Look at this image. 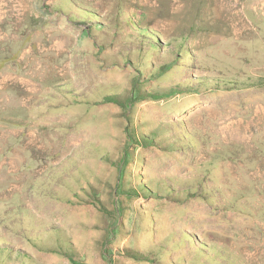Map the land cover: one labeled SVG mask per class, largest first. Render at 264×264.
Returning <instances> with one entry per match:
<instances>
[{
    "label": "rangeland",
    "instance_id": "rangeland-1",
    "mask_svg": "<svg viewBox=\"0 0 264 264\" xmlns=\"http://www.w3.org/2000/svg\"><path fill=\"white\" fill-rule=\"evenodd\" d=\"M72 260L264 264V0H0V264Z\"/></svg>",
    "mask_w": 264,
    "mask_h": 264
},
{
    "label": "trees",
    "instance_id": "trees-1",
    "mask_svg": "<svg viewBox=\"0 0 264 264\" xmlns=\"http://www.w3.org/2000/svg\"><path fill=\"white\" fill-rule=\"evenodd\" d=\"M87 31V30H86ZM153 47V46H152ZM150 49H148V52H146V50H145V52H144V54L140 57V61H139V64H140V67H141V69H140V74L142 75L143 74V72L142 71H144V70H142V68H144L145 70L146 69H149L150 68V65H151V63H150V61H149V55H150V51H149ZM236 85L235 84H230V85H228V87H235ZM140 93H142V95H144V94H146V93H148V92H142L139 88H135V89H133V94H132V96H130V98L132 99V100H134V99H139L140 97H139V95H140ZM150 93V92H149ZM171 94H169V95H166V96H170ZM113 101H115V102H117L118 103V101L117 100H113ZM122 105V104H121ZM122 106H124V107H128V106H131V102H128V105H122ZM142 256H146L147 257V254H144V253H142L141 252V254H140V257H142ZM143 258V257H142ZM73 264H80V262H78V261H76V260H72L71 261Z\"/></svg>",
    "mask_w": 264,
    "mask_h": 264
}]
</instances>
